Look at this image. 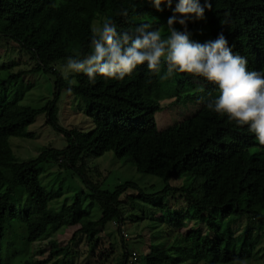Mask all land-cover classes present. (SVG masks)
Segmentation results:
<instances>
[{
  "label": "trees",
  "instance_id": "trees-1",
  "mask_svg": "<svg viewBox=\"0 0 264 264\" xmlns=\"http://www.w3.org/2000/svg\"><path fill=\"white\" fill-rule=\"evenodd\" d=\"M177 2L172 0L171 7L161 3L162 11H157L153 0H0V38L13 42L33 63L28 69L0 78V250L4 225L15 219L24 227L25 254L31 243L48 240L60 228L76 226L71 238L84 236L86 255L96 262L106 261L116 252V244L105 243L99 231L111 222L123 242L122 202L137 200L170 211L160 199L170 191L180 193L184 201V208L169 213L175 233L189 220L201 223L204 230L191 228L182 235L176 233L177 243L172 240L168 246L149 247L143 264H231L248 258L259 236L264 243V145L248 125L238 126L227 115L206 107L218 97L217 85L178 71L161 80L167 72L164 61L159 73L151 72L145 63L122 80L97 75L95 83L82 72L75 73L73 83H68L51 67L59 59L83 60L92 52L95 19L102 27L106 17L112 18L118 32L134 31L137 25L150 23L157 30L164 29L162 37H167V19ZM204 2L199 0L201 5ZM208 2L211 7L205 10L204 19L187 23L191 35L205 33L214 40L223 32L233 53L247 61L248 70L264 71V0ZM122 9L127 10V16L120 15ZM152 17L159 20L149 21ZM174 27L183 31L179 24ZM10 64L1 62L0 69ZM40 70L56 73L51 97L41 107L19 104L18 91L13 98L7 97L9 87L19 78ZM171 79L173 86L168 85ZM204 82L206 87L193 90ZM69 87L71 95L84 103V114L92 125L88 131L57 125L59 91L68 93ZM174 95L173 101H198L199 105L188 117L158 129L154 113L160 108L159 100ZM41 113L45 123L62 135L65 145L44 149L29 160H16L8 137L31 138L33 134L26 127ZM106 151L116 158L128 157L137 172L159 177L164 186L154 195L140 190L124 193L127 188H137L131 182L111 190L99 189L86 176L87 162ZM47 161L80 177L88 189L87 197L101 209L97 217L90 218L80 193L58 210L48 208L59 193L46 191L39 183L37 165ZM179 176L188 177L190 182L177 187L167 184ZM241 217L251 222L235 236L231 225ZM123 245L119 264H138L139 255ZM48 252L43 259L22 256L16 264H47L54 256L62 254L66 259L70 253L68 247L58 246Z\"/></svg>",
  "mask_w": 264,
  "mask_h": 264
},
{
  "label": "rangeland",
  "instance_id": "rangeland-1",
  "mask_svg": "<svg viewBox=\"0 0 264 264\" xmlns=\"http://www.w3.org/2000/svg\"><path fill=\"white\" fill-rule=\"evenodd\" d=\"M151 22H157L155 17L148 19ZM100 27L97 19L92 22V29ZM159 30V29H158ZM164 30V29H163ZM163 30H159L162 32ZM169 35V33H168ZM203 43L208 41L205 33L197 36L191 35L190 39ZM68 59H59L55 61L51 67H54L57 74L63 77L66 82L73 83L75 72H67L65 78L66 64ZM15 64L11 65L10 62ZM5 62L10 65L0 69V78L8 73H15L19 69H28L33 66L28 55L21 52L19 48L8 39L0 38V63ZM55 73V74H56ZM55 74L49 71L28 72L9 87L7 93L8 98L18 91L17 102L19 104L28 105L32 108L41 107L46 100L50 99L53 92ZM168 85L173 86L174 81L171 79ZM207 83H198L193 90H199L206 87ZM176 95L168 99L159 100V110L154 113L156 127L162 129L175 122L181 121L188 117L199 105L198 101H186L179 99L173 101ZM85 106L82 100L67 93L61 89L56 101V121L58 127L63 129L74 128L80 131H88L92 128L89 119L84 114ZM26 131L33 134L31 138H23L17 136H9L7 139L8 146L16 160L32 159L37 153L47 148H61L65 145L62 135L51 126L45 123L44 114H38L34 121L26 127ZM38 180L40 185L46 191H57L58 197H55L48 204L51 210H58L64 203L69 204L75 194L80 193L82 198V206L90 211V218L93 220L98 216L101 210L97 203L90 201L87 197L88 189L82 183L80 177L72 170L67 168H58L51 161L42 162L37 165ZM86 176L91 182L97 183L101 190H111L114 186L123 182H131L136 185V189L127 188L124 193L135 194L140 190L144 194L154 195L163 186V181L154 175L142 174L137 172L131 160L126 157L116 158L111 151H106L102 155L90 159L87 162ZM188 177H172L167 184L171 187L188 184ZM124 199V194L121 196ZM161 202H166V209L172 211L175 208H184L183 196L180 193L168 192L164 197L160 198ZM99 209V210H98ZM170 211L165 207L155 206L151 203H141L137 200L130 202H122L121 212L124 218L122 222V240H120V232H118L111 222H107L99 231V235L103 237L105 243L113 242L116 244V252H114L106 261L96 262L85 253L86 245L84 236L76 235L73 239L72 232L76 226H68L60 228L51 234L48 240L34 242L29 245V252L25 254L27 245L24 244V227L17 220L13 219L5 223L3 237L1 240L0 258L3 264H16L17 261L25 258L43 259L49 253V250L55 249V246L66 248L70 253L65 258L62 254L52 257L47 264H119L122 246L125 245L129 251H133L136 256L139 255L138 264H143L144 255L149 247L157 244L168 246L173 242L177 243L178 235L184 234L188 229L199 227L203 231L201 223H195V220L185 219L189 222L178 231L173 228V223L168 220ZM226 219L223 220V222ZM251 221L245 217L238 218L231 225V229L236 236L240 229ZM180 240V239H179ZM54 243V245L52 244ZM185 245V244H184ZM254 248L249 257L241 262H233L231 264H264V243L261 236L257 241H253ZM134 264V263H133Z\"/></svg>",
  "mask_w": 264,
  "mask_h": 264
},
{
  "label": "clouds",
  "instance_id": "clouds-1",
  "mask_svg": "<svg viewBox=\"0 0 264 264\" xmlns=\"http://www.w3.org/2000/svg\"><path fill=\"white\" fill-rule=\"evenodd\" d=\"M161 3L171 7L172 0H153L157 11H162ZM210 7L208 0L203 5L199 0H178L173 15L167 19V37H162L150 23L139 24L134 31L118 32L113 19L106 17L102 27L92 29V52L83 60L68 58L65 78L67 72H82L91 83H95L97 75L122 80L145 63L151 72L159 73L164 61L167 72L161 80L178 71L217 85L219 95L206 107L227 115L238 126L248 125L259 144L264 145V71L248 70L247 61L233 53L223 32L203 43L190 39L187 23L204 19ZM120 15L127 16V10L122 9ZM67 91L71 94L72 88Z\"/></svg>",
  "mask_w": 264,
  "mask_h": 264
},
{
  "label": "built area",
  "instance_id": "built-area-1",
  "mask_svg": "<svg viewBox=\"0 0 264 264\" xmlns=\"http://www.w3.org/2000/svg\"><path fill=\"white\" fill-rule=\"evenodd\" d=\"M113 224H115V223L113 222Z\"/></svg>",
  "mask_w": 264,
  "mask_h": 264
}]
</instances>
